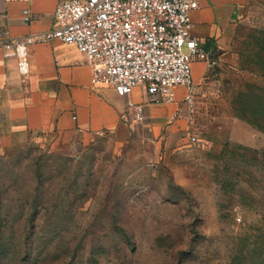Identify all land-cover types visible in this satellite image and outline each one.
<instances>
[{"label": "rangeland", "instance_id": "1", "mask_svg": "<svg viewBox=\"0 0 264 264\" xmlns=\"http://www.w3.org/2000/svg\"><path fill=\"white\" fill-rule=\"evenodd\" d=\"M240 16L190 118L177 88L122 135L0 142V264H264V0Z\"/></svg>", "mask_w": 264, "mask_h": 264}, {"label": "crops", "instance_id": "2", "mask_svg": "<svg viewBox=\"0 0 264 264\" xmlns=\"http://www.w3.org/2000/svg\"><path fill=\"white\" fill-rule=\"evenodd\" d=\"M62 1L67 0H0V37L5 30L14 37L47 32ZM246 2L198 0L199 8L191 13L192 35L214 54L215 64L233 43ZM24 10L29 11L27 24ZM28 62L29 73L22 76L15 58L4 57L0 49V142L70 143L82 135L116 136L134 129L126 103L143 101L140 88L120 97L111 87L94 84L84 55L57 40L32 44ZM196 66L202 70L194 71V79L205 77V64L194 62L192 69ZM151 107L156 106L146 107L145 117L164 120Z\"/></svg>", "mask_w": 264, "mask_h": 264}, {"label": "built area", "instance_id": "3", "mask_svg": "<svg viewBox=\"0 0 264 264\" xmlns=\"http://www.w3.org/2000/svg\"><path fill=\"white\" fill-rule=\"evenodd\" d=\"M198 8V0L62 1L50 30L24 37L2 31L0 49L4 57L15 58L19 74L26 76L29 47L57 40L84 55L94 84L109 86L120 97L141 89L142 102L126 103L133 125L144 120L146 107L175 102L177 88L184 91L182 101L190 118L196 88L192 65L215 64L212 52L191 32V13ZM29 20V11L24 10L22 22ZM179 116L176 110L171 118Z\"/></svg>", "mask_w": 264, "mask_h": 264}, {"label": "trees", "instance_id": "4", "mask_svg": "<svg viewBox=\"0 0 264 264\" xmlns=\"http://www.w3.org/2000/svg\"><path fill=\"white\" fill-rule=\"evenodd\" d=\"M206 48V47H205ZM207 49V48H206ZM208 50V49H207ZM214 54L212 53V56H213Z\"/></svg>", "mask_w": 264, "mask_h": 264}]
</instances>
